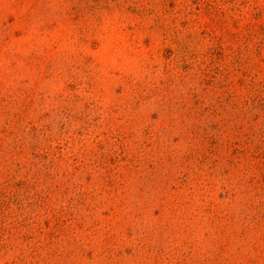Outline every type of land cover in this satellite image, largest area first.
Segmentation results:
<instances>
[{
  "label": "rangeland",
  "instance_id": "1",
  "mask_svg": "<svg viewBox=\"0 0 264 264\" xmlns=\"http://www.w3.org/2000/svg\"><path fill=\"white\" fill-rule=\"evenodd\" d=\"M0 264H264V0H0Z\"/></svg>",
  "mask_w": 264,
  "mask_h": 264
}]
</instances>
